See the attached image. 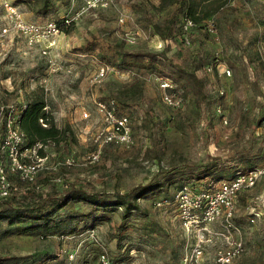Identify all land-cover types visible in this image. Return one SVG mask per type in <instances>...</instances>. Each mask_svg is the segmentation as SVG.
I'll list each match as a JSON object with an SVG mask.
<instances>
[{"label": "rangeland", "instance_id": "obj_1", "mask_svg": "<svg viewBox=\"0 0 264 264\" xmlns=\"http://www.w3.org/2000/svg\"><path fill=\"white\" fill-rule=\"evenodd\" d=\"M89 1L49 0L47 14L38 15L27 2L0 0V28L8 22L6 5L17 7L26 20L36 23L83 12L75 30L61 34L51 49L53 64L42 52L45 44L30 47L19 34L0 43V105L21 108L29 96L38 94L57 126H70L73 133L59 144L47 143L55 157L40 172L36 186L10 174L13 192L0 200V209L9 203H34L40 195L67 184L111 198L148 184L159 186L139 199V208L128 217L122 209L104 213L81 203L69 205L58 218L86 216L79 217L73 225L77 230L65 236L38 224L10 225L2 219L0 264H100L103 253L113 262L127 264H181L193 238L178 218L180 186L229 180L236 171L264 164L260 128L264 0H232L205 25L192 30L190 44L179 31L163 42L154 29L155 24L172 18L182 22L189 4L103 0L100 6L90 7ZM103 65L110 66L108 75L93 84ZM226 69L231 70L230 76L224 73ZM162 74L178 78L185 96L182 107L171 108L162 101L155 81ZM109 100L131 117L133 145H104L101 161L86 163L96 149L94 135L103 126L97 103ZM219 105L228 124L217 112ZM86 112L88 117H84ZM71 156L76 165L63 166ZM56 164H60L58 171L52 170ZM56 178L64 183L54 182ZM254 211L261 217L251 224ZM234 220L246 244L236 264H264V178L256 187L240 192ZM213 227L219 228L220 223ZM207 257V264H214V247L208 249Z\"/></svg>", "mask_w": 264, "mask_h": 264}, {"label": "built area", "instance_id": "obj_2", "mask_svg": "<svg viewBox=\"0 0 264 264\" xmlns=\"http://www.w3.org/2000/svg\"><path fill=\"white\" fill-rule=\"evenodd\" d=\"M103 0H90L88 6H100ZM8 7L7 23L0 28V43L12 34H19L26 38L30 47L37 44H45L43 54L48 56L50 63H54L50 51L55 48L58 39L63 34L60 25L55 20L44 23H36L26 20L18 8L13 5ZM83 12L76 11L72 16L65 17V24L77 22ZM196 27L191 17H184L182 21V38L186 44L191 43V32ZM213 30L214 26L209 23ZM164 42V40H162ZM162 44V43H161ZM46 46V47H45ZM110 66H100L93 84H100L108 75ZM226 75H231L230 69L224 70ZM155 81L161 90L162 101L171 108H180L184 104L182 91L173 95L169 90L177 89L178 85L168 77L156 76ZM221 96L224 90L220 91ZM98 109L102 114L103 126L94 135L96 149L88 154L86 163L96 164L102 159L104 145H133V130L131 117L121 111L115 100L98 102ZM48 110V106L46 107ZM217 112L223 122L228 124L221 105ZM23 110L15 104L0 105V199H6L12 195L13 186L10 174L27 185L36 186L39 174L45 168L54 153L48 152V145L37 142L28 146L27 137L19 126V119ZM89 114L84 113V117ZM43 126L48 124L41 119ZM261 130L264 132V116L261 118ZM43 151V153H41ZM46 153V154H45ZM74 157H67L62 165L71 168L76 165ZM60 164L52 167L58 171ZM264 178V164L254 166L246 170L237 171L229 180L209 182L207 184L186 183L183 184L176 195L178 218L186 234L193 238L188 250L182 257L181 264H207L208 249L215 248L214 264H236L246 251V244L240 236V228L235 222L237 198L243 190L252 189ZM54 182L64 183L62 178H56ZM260 212H252L249 222L255 224L260 219ZM220 223L219 228L213 225ZM74 254L70 255V259ZM100 264H127L126 262H113L103 253L100 256Z\"/></svg>", "mask_w": 264, "mask_h": 264}, {"label": "trees", "instance_id": "obj_3", "mask_svg": "<svg viewBox=\"0 0 264 264\" xmlns=\"http://www.w3.org/2000/svg\"><path fill=\"white\" fill-rule=\"evenodd\" d=\"M21 1L27 2L29 6L35 9L38 15H45L48 12L49 0ZM165 1L167 3L177 2V0ZM231 1L232 0H199V2L194 3L192 0H179V4L181 7H186V4H189L186 15L183 16V18L186 16L191 17L195 21L196 26H203L205 25L204 23L219 13ZM36 4L39 6H36ZM65 17L66 16L55 21L60 25L63 33L69 35L75 30L76 22L67 25L65 24ZM154 29L162 40H167L172 33L178 31L182 36V22L178 24L174 18L167 20L164 24H155ZM130 56L134 59L142 58L141 54H131ZM160 76L171 78L178 85L177 89L169 90L170 94L176 95L180 93L178 78H173V76L169 74H162ZM182 95L185 98L184 92H182ZM47 106L48 104L44 97L35 94L29 96L27 102L21 107L23 114L19 119V126L27 137L28 146H33L37 142H43L44 144L54 142L59 144L62 140H69L72 138L71 134L73 133L70 126L65 128L58 127L53 113L46 109ZM41 119L48 124V127L42 125L40 122ZM41 153H43V151H41ZM196 177V174H194L193 178ZM158 186L159 185H156V183L148 184L128 194H118L116 197L111 198L106 193L90 192L74 184H67L63 187L53 188L48 194L40 195L34 203L23 206H13L12 203H9L8 207L4 210L0 209V220L7 219L10 225H16L18 223L38 224L47 232L60 233L62 236H65L77 230V227H73V225L79 217L86 216L85 214H77L68 216L65 219L58 218V213L69 205L81 203L96 212L102 211L104 213L122 209L123 216L128 217L133 211L139 208L137 201L144 198ZM8 198H6V200ZM96 212H94V214ZM68 225L70 228L67 229Z\"/></svg>", "mask_w": 264, "mask_h": 264}, {"label": "crops", "instance_id": "obj_4", "mask_svg": "<svg viewBox=\"0 0 264 264\" xmlns=\"http://www.w3.org/2000/svg\"><path fill=\"white\" fill-rule=\"evenodd\" d=\"M25 100V99H24Z\"/></svg>", "mask_w": 264, "mask_h": 264}]
</instances>
